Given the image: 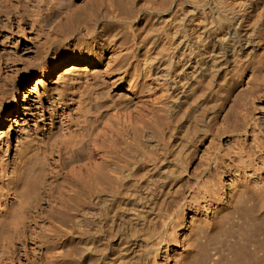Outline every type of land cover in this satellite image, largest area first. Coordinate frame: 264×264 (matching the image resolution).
<instances>
[{"label":"rangeland","instance_id":"obj_1","mask_svg":"<svg viewBox=\"0 0 264 264\" xmlns=\"http://www.w3.org/2000/svg\"><path fill=\"white\" fill-rule=\"evenodd\" d=\"M40 14L60 26L32 21ZM112 16L132 20L95 37ZM238 16L246 47L235 54ZM65 51L68 65L41 76ZM32 83L13 114L9 92ZM124 105L137 116L129 125L112 115ZM3 108L12 119L0 126V264H175L192 249V217L207 215L188 204L207 184L229 196L244 181L264 195V0H0ZM107 123L116 134L102 135ZM25 152L38 154V179L19 194L11 179ZM258 202L239 194L219 233L193 236L190 260L262 264ZM180 209V245L160 242Z\"/></svg>","mask_w":264,"mask_h":264},{"label":"bare ground","instance_id":"obj_2","mask_svg":"<svg viewBox=\"0 0 264 264\" xmlns=\"http://www.w3.org/2000/svg\"><path fill=\"white\" fill-rule=\"evenodd\" d=\"M8 18L10 22L13 23L14 19H11V17H8ZM15 19H16L18 28L20 30H23L24 29L23 23L25 22L24 16L18 14L15 17ZM59 19H60V16L54 18V15H50V16L44 15L43 16V14H40L39 18L34 17L32 18V21H38L40 23L44 22L46 25L50 27H52V24L57 22V24H55V27L53 26V28H58L60 26V23L58 24ZM243 19H244V16L236 17L228 29V34L230 36L227 42L230 43L232 53H235V54L244 51V48L246 47L245 45L241 43L242 36L240 35L241 30H242V25H243ZM130 20L132 19H126V18H122L119 16H112L110 17L109 22H106L104 24L102 29L95 35V37L102 38L103 35H107L112 25H116L117 23H126ZM98 27H99L98 25H95L92 33H94L95 30L98 29ZM205 38H208V37L205 36ZM220 41H222V39H220ZM65 42L66 44L69 45V38H66ZM61 47L62 45L57 46L53 48L52 50L56 51ZM80 55H83L82 52L80 53ZM83 58H84V55L78 59L79 62L83 61L84 60ZM71 59H72V53L69 51H65L61 59L53 58V59L47 60L40 66V75L41 76L43 75V77H46L47 74L55 71L56 69H60L62 67L65 68L68 65V63L71 61ZM86 59L90 62H93V60L90 57H87ZM178 73L179 72H177V74ZM184 79L181 77L179 81H183ZM179 83H177V81L175 82V84H179ZM37 84L38 83H32L27 88L21 89V90H19L17 86L13 88L12 91L9 92L8 106L9 105L12 106L11 108L15 110L13 114L18 113L19 107L21 106V101L24 100V98H26L28 95H30L32 92H34L37 89ZM7 110L8 109L3 108L0 111V126L4 125L5 122L12 119L10 115L7 113ZM112 115H118L117 122L120 125H129L132 122H134L135 118L137 119V116L136 117L133 116V114L131 113L127 105L121 106V109L117 110L116 113ZM122 127L123 126H121V128ZM103 128L105 130L102 135H105L107 137H109V135H112L114 133L116 134V131L118 129L114 126L112 127L109 123L105 124ZM105 141L106 140L104 137L101 140L100 138L95 139L94 146L96 147L97 150H100L104 147ZM37 156H38L37 153L25 152L22 155H20L18 162H16L15 169H14V177L11 179V181H12V184L14 185L13 188L15 189L17 193L23 194L24 192L28 191L29 189L35 186L37 179H38V172H37L38 165L36 164L33 166V168H31V166H29V162L31 158H37ZM104 156L106 157L107 155L104 154ZM223 188L224 186L222 185L220 181L219 182L216 181L215 183H209L205 186L206 195L202 199L198 197H193L191 198L189 203L186 200L185 203H188L191 206L194 205L197 210L200 209V210L207 211V215L204 217L199 216V215L198 217L196 216L195 218L192 217V225L190 227V232H189L190 237L187 240L188 242H190V245H191L190 248L192 249H187V250H183L182 252H177L175 254L176 256L175 264H198V262L195 263L194 260L193 261L190 260L191 256L195 253V244L192 242L193 236L196 233H198L200 230L205 231L207 234L219 233L221 230L220 226L222 224V217L226 213H229L230 210H232V208L235 207L237 196L241 194L243 191H247L257 197L259 202L255 205L258 206L259 215L255 214L256 212L253 210L250 211V215L254 216L255 218H260L264 222V195L258 194L260 190L257 189L255 185L245 183L244 181L239 182L236 186V189L231 191V194L229 196L226 195V191L223 190ZM225 195L227 197H224ZM203 202H207L208 205L206 204L203 205ZM13 210H14V204L9 203V202L6 203V210H3L2 215H1L2 223H5L6 222L5 220H8L10 218L9 215L13 212ZM184 210L185 209H180L176 211L175 218H173L170 222L171 223L170 227L174 230L173 233L170 235H167L166 238L162 237L160 242L165 241L167 244L172 242L176 244L177 246L180 245L181 242H180V238L177 233V227L181 225L182 223H184V221L186 220L184 218L185 216ZM209 213H212V215L209 216ZM261 246H263L264 248V239L261 243ZM263 258H264V253L260 254V259H263ZM227 259L231 261V257H228ZM220 261H221V258L219 255L212 254L210 259L208 260V264H220ZM259 263L264 264V260ZM53 264H65V262L58 261Z\"/></svg>","mask_w":264,"mask_h":264}]
</instances>
